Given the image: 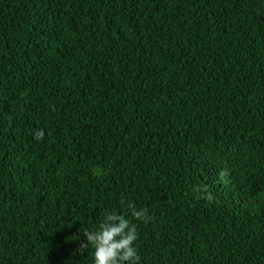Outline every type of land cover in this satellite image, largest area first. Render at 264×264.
Masks as SVG:
<instances>
[{"label":"trees","instance_id":"16d2710c","mask_svg":"<svg viewBox=\"0 0 264 264\" xmlns=\"http://www.w3.org/2000/svg\"><path fill=\"white\" fill-rule=\"evenodd\" d=\"M111 212L139 264H264V0H0V264Z\"/></svg>","mask_w":264,"mask_h":264},{"label":"clouds","instance_id":"9594fccd","mask_svg":"<svg viewBox=\"0 0 264 264\" xmlns=\"http://www.w3.org/2000/svg\"><path fill=\"white\" fill-rule=\"evenodd\" d=\"M43 137L44 131L38 130L35 138L40 140ZM208 199H211V196ZM127 207L135 219L145 222L151 220L146 209L137 210L134 203H129ZM83 235L87 243L82 244L81 247L83 249L88 245L93 247L94 264H139L140 257L134 247L138 239L137 230L124 215L116 212L108 213L98 230H85Z\"/></svg>","mask_w":264,"mask_h":264}]
</instances>
